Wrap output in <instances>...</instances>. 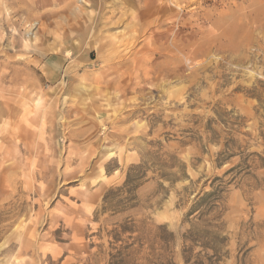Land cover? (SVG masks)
<instances>
[{"label": "rangeland", "instance_id": "374dc122", "mask_svg": "<svg viewBox=\"0 0 264 264\" xmlns=\"http://www.w3.org/2000/svg\"><path fill=\"white\" fill-rule=\"evenodd\" d=\"M27 3L0 0V264H264V0Z\"/></svg>", "mask_w": 264, "mask_h": 264}, {"label": "bare ground", "instance_id": "6f19581e", "mask_svg": "<svg viewBox=\"0 0 264 264\" xmlns=\"http://www.w3.org/2000/svg\"><path fill=\"white\" fill-rule=\"evenodd\" d=\"M23 1H25V0H17V3L18 2H23ZM84 1V0H83ZM63 2V0H47V1H42L41 2V4L40 5H38V3H37V1L36 0H28V3H27V6L26 7H19V11L20 12H22V13H27V14H29V16L28 17H30L31 18V16L30 15H32L36 10H39L40 9V7L42 6V7H45V5H52L53 4V6H54V8L57 6V5H59L60 3H62ZM78 2H79V0H78ZM82 2V1H81ZM153 3V2H152ZM23 4V3H22ZM84 4V3H83ZM18 5H20V4H18ZM24 6V5H23ZM13 8H15L16 9V7H14V6H12ZM78 7V17L79 18H81L82 16H83V6L82 5H79V6H77ZM54 10V9H53ZM264 10V9H263ZM62 13H64V12H59V11H56V10H54L53 12L52 11H49V12H45L44 13V17H45V21H44V23H38L39 24V27H38V29H37V32L35 33V36H34V38H31V41H28V40H25L24 42H23V44H24V46L26 47V48H35V50H42V48L44 47V46H46L45 45V43L44 42H47V41H44V39H43V37L45 36V33L48 31V30H52V29H50L51 27L53 28V25L56 23H58L57 21L60 19V17L62 18ZM35 14V13H34ZM65 14H67V13H65ZM43 15V14H42ZM67 17H68V14L66 15ZM43 17V18H44ZM66 17V18H67ZM42 18V19H43ZM66 18H64V19H62L63 20V23H67V21H69V19H67V20H65ZM29 19V18H28ZM58 19V20H57ZM82 19V18H81ZM80 19V21H78V24L77 25H75V26H73L74 28H71L72 30L71 31H73L74 29H77V31H79V30H82L83 28H81L82 26H81V23H82V21L83 20H81ZM57 20V21H56ZM61 21V20H60ZM178 21V20H177ZM210 21V20H209ZM46 22V23H45ZM62 22V21H61ZM70 23H71V21H69ZM191 22V21H190ZM188 23V22H187ZM41 24V25H40ZM68 24V23H67ZM73 24V23H72ZM159 25H161V23L159 24ZM69 26V25H68ZM36 27V26H35ZM62 27H64L63 26V24H62ZM159 27V26H158ZM65 29H66V27H65ZM68 31V30H67ZM69 32V31H68ZM75 33H79V32H75ZM82 34H81V39H82ZM60 37H62V36H59L58 38H60ZM66 41V38H63V41L61 40V42H62V44L64 43ZM62 46V45H61ZM46 48H48V47H46ZM63 49H65V51L66 52H69V47L68 46H64V47H61V51L63 50ZM44 50V49H43ZM42 50V51H43ZM46 50V49H45ZM50 51H52V50H50ZM51 53V52H50Z\"/></svg>", "mask_w": 264, "mask_h": 264}]
</instances>
